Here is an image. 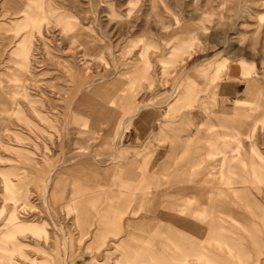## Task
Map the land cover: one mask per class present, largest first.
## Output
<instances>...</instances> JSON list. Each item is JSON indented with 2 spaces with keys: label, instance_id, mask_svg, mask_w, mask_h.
Listing matches in <instances>:
<instances>
[{
  "label": "rangeland",
  "instance_id": "rangeland-1",
  "mask_svg": "<svg viewBox=\"0 0 264 264\" xmlns=\"http://www.w3.org/2000/svg\"><path fill=\"white\" fill-rule=\"evenodd\" d=\"M176 180L187 264H264V0H0V264H159Z\"/></svg>",
  "mask_w": 264,
  "mask_h": 264
},
{
  "label": "crops",
  "instance_id": "crops-1",
  "mask_svg": "<svg viewBox=\"0 0 264 264\" xmlns=\"http://www.w3.org/2000/svg\"><path fill=\"white\" fill-rule=\"evenodd\" d=\"M224 95H227L229 97H233L229 93H225ZM188 149L190 146L187 147ZM174 155L175 151L171 153V155L168 157L166 164L164 165V171H167L171 164H173L174 161ZM143 159V158H142ZM135 163H131V165L139 164V160H134ZM176 179V178H175ZM177 180L172 183H166L162 186H158L155 188L154 191H152L153 196H145L141 195L140 198H146V199H155L156 197H159L163 194L167 195V198L169 197L171 199L170 205L168 207L169 210L172 211L171 215L169 216H161L160 211H163L162 209L157 210L156 208L147 210L148 213H144L143 215L140 214V209L137 208V214L133 215V218H140V221L143 220H150V221H158L159 219H168L167 221L163 220L161 223H167L169 226V231L166 233L165 237L160 241L161 247L160 249H156L155 244L152 242L150 238L147 236L144 237L140 241V246L135 248L133 250V254H139L140 259L144 262V260H151V258L154 259V257L158 260L159 264H187L188 258L192 257L195 254V248L196 245H192V243L195 242V233H196V226L188 225L187 227L180 226V219H188V216H179V210H178V199H177V189L178 188ZM147 188H150L149 186ZM146 188V189H147ZM145 190V189H144ZM166 192V193H165ZM144 194V193H142ZM122 199L112 200V202H119ZM129 203L125 202V211H126V217L130 215L131 208ZM153 214H157L159 216H154ZM135 216V217H134ZM132 219H129L130 222L136 223ZM159 224L162 225V224ZM188 223V222H187ZM161 229V226L160 228ZM129 236L133 235V232L128 233ZM156 253V254H155ZM186 262H183L185 261Z\"/></svg>",
  "mask_w": 264,
  "mask_h": 264
},
{
  "label": "bare ground",
  "instance_id": "bare-ground-1",
  "mask_svg": "<svg viewBox=\"0 0 264 264\" xmlns=\"http://www.w3.org/2000/svg\"><path fill=\"white\" fill-rule=\"evenodd\" d=\"M28 16V15H27ZM29 18V17H28ZM27 21V20H26ZM27 23H25V25H26ZM25 25L24 24H19L18 26H17V29L18 30H24V28H25ZM17 30V31H18ZM25 43H22L21 44V46H20V49L19 50H17L16 52H15V56H16V58H18V59H20V60H23L24 62L26 61V59H27V53H26V49H25ZM261 254V253H260Z\"/></svg>",
  "mask_w": 264,
  "mask_h": 264
}]
</instances>
